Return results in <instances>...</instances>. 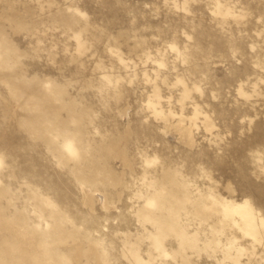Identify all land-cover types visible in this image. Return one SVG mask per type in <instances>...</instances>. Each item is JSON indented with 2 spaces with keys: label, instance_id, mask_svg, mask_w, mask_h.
Returning <instances> with one entry per match:
<instances>
[{
  "label": "rangeland",
  "instance_id": "obj_1",
  "mask_svg": "<svg viewBox=\"0 0 264 264\" xmlns=\"http://www.w3.org/2000/svg\"><path fill=\"white\" fill-rule=\"evenodd\" d=\"M0 264H264V0H0Z\"/></svg>",
  "mask_w": 264,
  "mask_h": 264
}]
</instances>
